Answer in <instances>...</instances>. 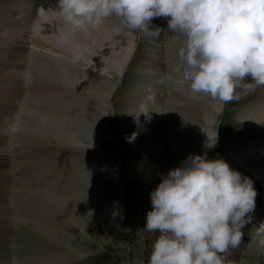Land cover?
<instances>
[{
	"label": "rangeland",
	"instance_id": "rangeland-1",
	"mask_svg": "<svg viewBox=\"0 0 264 264\" xmlns=\"http://www.w3.org/2000/svg\"><path fill=\"white\" fill-rule=\"evenodd\" d=\"M25 1L28 8L42 2L41 8L45 6L42 8L44 12L48 8L50 13L47 19L42 9L41 13L38 11L39 19L44 23V25L41 24V28L45 31L43 34L40 30L36 31V24V32L30 31V36L36 34V37L40 39L49 36L46 40H49L50 35L59 37L61 32L56 29V23L60 21L56 18L54 8H51L52 3L56 4V8L58 0ZM36 18L37 8L29 15L28 30L36 22ZM115 19L110 17L104 20L102 27L94 29L93 37L88 41L102 45L107 37L106 40L109 43L107 46L112 51L106 52L109 57L103 63L93 59L85 60L79 50V53L70 51L65 56L61 55L58 49L60 47L55 44L56 39L53 40L54 43L48 42L49 46L55 49L54 59L49 55L32 57L28 53L26 58L21 57L17 61L24 66L26 73L24 76H27L29 81L26 77L25 81L22 79L15 82V87L18 88L21 96L11 116L7 118L5 112L1 113L3 110L0 105V127L2 126L1 132L4 131V134L0 136V264H147L152 237L157 235L154 233L151 236V233L143 230L147 212L152 208L150 192L160 183L161 177L167 175L168 170H164L163 173L149 172L147 174H153L151 179H147L145 174L143 181H140L133 175L131 165L134 160L131 151L149 143L151 147L154 146L156 139L165 137L171 130L177 132L173 133V136L177 138V145L168 144L162 138V142L158 145L163 144L164 149L154 146L160 159H170L172 163L177 158L182 163L189 154L207 153L208 159H216V155L217 158L226 161L231 168L239 171L242 176L249 177L254 182L259 181L257 176L261 178L264 176L260 148L255 143L250 144L256 135L255 121L252 117L247 120L245 116L247 113V115L253 114L257 119L260 118L254 108L256 101L245 97L250 92H242V98L238 102L222 104L218 113L217 101L208 97V101L202 104L201 95L191 94L187 83L183 81L181 71V75H170V65L179 64L177 51L183 43L179 35L174 36L176 38L173 37V33L168 30L165 18L152 20L151 26L159 27V36L148 38H142L139 34L129 35L131 36L129 37L126 31L120 29L119 21ZM155 21L157 22L154 23ZM117 25L119 28H116ZM117 29H120V32ZM111 35L112 38L109 37ZM115 39L122 43L118 41L114 47L117 41H114ZM112 41L115 43L113 44ZM132 48V52L129 51ZM158 50L160 52H157ZM125 51H129V54L122 53ZM60 56L64 60H60ZM157 57L164 64V69L153 73L157 74V81L162 83L161 86L157 85V81L148 70L141 79L150 86L147 85V88V86L137 85L132 89L137 91L145 87L136 98L140 105L133 106L127 97L125 98L127 100L122 102L119 97L124 86L128 87L133 83L132 81L138 82L136 80L138 77H131L129 72L150 66ZM171 57L173 60H170ZM66 60H71L73 63H68ZM52 65L54 66L51 69ZM119 67H122L121 70ZM36 68L39 70H35ZM53 71L56 73L54 74ZM77 74H80V77ZM43 75L44 79H42ZM35 79L39 81H34ZM173 79L179 84L174 86L171 81ZM250 79L249 77L246 82H250ZM75 80L78 83H75ZM78 80H83L85 84ZM5 85L0 83L1 93L6 90ZM85 86L87 89L84 90ZM151 86H158L156 96L168 93L169 98L170 93L172 99L164 98L162 104L159 103L150 90ZM110 92L111 96L108 95ZM50 98L53 99V104H50L52 103ZM55 98H58L57 101L61 99L57 102ZM45 100L46 102H43ZM164 100H167V103H173L171 109L167 108ZM199 102L202 106L198 105ZM190 106L191 111H189ZM75 107L78 112L81 109L80 114L84 115V118L88 114L89 121L95 124L74 125L73 132L79 141L72 144H60L53 138L54 135L56 137L57 130L49 125L47 120L50 118L46 115H49L47 114L49 111L55 110L62 115L60 118H65L70 108ZM39 108L47 112L41 115ZM59 110L63 113L60 112V114ZM64 110H67V113ZM98 116L99 119L96 120ZM68 130L65 129L67 134L73 129ZM214 132L215 135L217 132L218 142L216 148L210 151L205 147V143L208 139L207 134L211 135ZM138 141L140 145L135 144ZM64 146H68V149ZM41 147L44 150H41ZM253 153L254 157L260 159L257 164H250L248 161ZM155 167L158 166L155 165ZM170 168H175V165L169 166ZM263 203L264 194L257 193L255 211L251 214L252 220L242 229L245 236L239 247L230 249V253L226 254V264H264V253H259L258 250L264 246V240H261L264 237Z\"/></svg>",
	"mask_w": 264,
	"mask_h": 264
},
{
	"label": "clouds",
	"instance_id": "clouds-1",
	"mask_svg": "<svg viewBox=\"0 0 264 264\" xmlns=\"http://www.w3.org/2000/svg\"><path fill=\"white\" fill-rule=\"evenodd\" d=\"M54 11L66 28L61 47L110 17L128 35L157 37L151 22L165 18L173 36L182 37L177 71L191 94L229 104L264 88V0H58ZM76 47L87 52L84 44ZM207 137L205 147H214L217 132L215 142ZM256 197L253 181L223 159L189 154L150 192L143 230L157 235L147 264H226Z\"/></svg>",
	"mask_w": 264,
	"mask_h": 264
},
{
	"label": "bare ground",
	"instance_id": "bare-ground-1",
	"mask_svg": "<svg viewBox=\"0 0 264 264\" xmlns=\"http://www.w3.org/2000/svg\"><path fill=\"white\" fill-rule=\"evenodd\" d=\"M48 1V0H47ZM46 3H48V2H46ZM45 3V4H46ZM41 5H42V2L39 4V5H35V4H33V7H31V8H28V6H27V3H26V1L25 0H0V76H2L1 78H0V83H1V85L3 84V83H5L6 85V90H3V92L1 93L0 92V105H2V112L1 113H6V115H7V118L9 117V116H11L12 114H13V112H14V108H15V104L17 103V101H18V99H19V97L21 96V93H19V90H18V88L17 87H15V82L16 81H19V80H22L23 79V81H25L26 80V77L27 76H24L26 73L24 72V66H22L19 62H17L21 57H24V58H26V56H28L27 54L28 53H30V55H32V57L33 56H43V55H49L50 57H53V59H54V50L49 46V43H54L53 42V40L54 39H56V40H58V37H56L55 35H50V38H49V40H46V38H48V37H46L45 36V38L43 39H40V38H37L36 37V34H34V35H31L30 36V31L31 32H36L37 30H40V33L41 34H43V31H45V30H43L42 28H41V24H43L44 25V23H42V21L39 19V15H38V11L41 13V9L42 8H45V6H43L42 8H41ZM44 5V4H43ZM48 5V4H47ZM46 5V6H47ZM55 3H52V9L54 8L55 9ZM51 6V5H50ZM49 6V7H50ZM54 6V7H53ZM36 8H37V18H36V22L33 24V26L28 30V19H29V15H30V13L32 12V11H35L36 10ZM47 8V7H46ZM29 9V10H28ZM50 9V8H49ZM54 11V10H53ZM55 12V11H54ZM42 13H44L45 15H46V18L47 19H49V17H50V13H49V11H48V8H47V10L44 12V9H42ZM44 15V16H45ZM52 15V14H51ZM57 18V17H56ZM55 18V19H56ZM42 19H43V16H42ZM116 20V19H115ZM165 21V20H164ZM157 21H155L154 23H156ZM37 24V28H36V31H35V25ZM112 24H114V23H112ZM152 24V23H151ZM56 25H57V27H56V29L57 30H59L61 33L63 32V31H65L66 30V28H65V26L64 25H62L61 24V22H57L56 23ZM103 25V24H102ZM102 25H100L101 27H102ZM119 28V26L117 25L116 26V28ZM49 28V27H48ZM47 28V29H48ZM120 29H122V28H120ZM119 29V30H120ZM118 29H117V31H119ZM122 31H124V30H122ZM93 32H94V29H92V30H90L89 31V33L87 34V35H85V34H83V33H80V34H77V36L75 37V40L74 41H72V42H69L68 44H66L65 46H63V47H61V46H59L60 48H58V49H60V54L61 55H66V54H69L70 53V51H71V53H74V52H78V49H77V47H76V44L77 43H79V44H84V45H86L87 46V52L86 53H84V54H81V55H83V57H84V59L85 60H97V61H100V62H104L105 61V59L106 58H108L109 57V55L107 54L108 52H111L110 50H109V48H108V46H109V43H107V41L108 40H106V38L107 37H105V39H104V42H103V44L102 45H98V44H95V43H89L88 41L89 40H91V38L93 37ZM97 32H100V31H97ZM103 32H105V31H103ZM103 32H101V34L103 33ZM116 32V31H115ZM120 32V31H119ZM38 34V33H37ZM45 34H46V32H45ZM107 34V33H106ZM116 34H118L117 32H116ZM123 34V33H122ZM125 34V33H124ZM49 35V34H48ZM107 35H109V34H107ZM126 35V34H125ZM128 35V34H127ZM126 35V36H127ZM173 35V34H172ZM104 36H105V34H104ZM129 36V35H128ZM132 36V35H131ZM131 36H129V37H131ZM97 37V36H96ZM100 37V36H99ZM109 37H111L112 38V35L111 36H109ZM120 37V36H119ZM125 37V36H124ZM123 37V38H124ZM174 37V36H173ZM172 37V38H173ZM114 38V37H113ZM123 38L121 39V40H123ZM169 38H171V36H169ZM174 38H176V37H174ZM97 39V38H96ZM130 39V38H129ZM55 40V42H57ZM117 39H115L114 41H116ZM172 40V39H171ZM177 40V39H176ZM181 41H182V39H180ZM103 41V40H102ZM119 40H117L116 41V43H115V45H114V47L116 46V44H117V42H118ZM132 41V40H131ZM147 41V40H146ZM172 41H175L174 39L172 40ZM180 41V42H181ZM49 42V43H48ZM98 42H100V41H98ZM109 42H111V41H109ZM122 43V41H119L118 43ZM126 42V41H125ZM133 42V41H132ZM131 42V43H132ZM171 42V41H170ZM112 43H113V41H112ZM113 43V44H114ZM124 43V42H123ZM127 43V42H126ZM145 43V42H144ZM179 43V42H178ZM55 44H58V43H55ZM133 44V43H132ZM132 44H130V45H132ZM108 45V46H107ZM129 45V44H128ZM142 45H144V44H142ZM169 45V44H168ZM52 46V45H51ZM118 46V45H117ZM126 46V45H125ZM128 47V46H127ZM132 47V46H131ZM130 47V48H131ZM142 47V46H141ZM169 47V46H168ZM175 47V46H174ZM173 47V48H174ZM177 47V46H176ZM55 48V47H54ZM129 48V47H128ZM158 47H156V49H157ZM118 49H121V48H118ZM77 50V51H76ZM122 50H124V48H122ZM125 50H128V49H126L125 48ZM131 50H133V48L132 49H130L129 51H131ZM114 51V50H113ZM129 51L127 52V51H125V52H122V53H128L129 54ZM59 52V51H58ZM107 52V53H106ZM116 52H118V50L116 51ZM121 52V51H120ZM132 52V51H131ZM156 51L154 50V53H155ZM157 52H160L159 50L157 51ZM178 52V51H177ZM32 53V54H31ZM79 53V52H78ZM113 53V52H112ZM111 53V54H112ZM77 54V53H76ZM121 54V53H120ZM57 55V54H56ZM71 55V54H70ZM81 55H80V57H81ZM123 55V54H122ZM76 56V55H75ZM75 56H72L73 58H75ZM125 56V55H124ZM71 57V58H72ZM118 57V56H117ZM126 57H128V55L126 56ZM77 58H78V56H77ZM114 58H115V56H114ZM173 57H171L170 58V60H173L172 59ZM33 59V58H32ZM34 59H36V58H34ZM38 59H41V58H38ZM119 59H121V58H119ZM118 59V60H119ZM123 59V58H122ZM159 59V57H157L153 62H152V64H150V66H148V67H145L144 69H143V67H142V69H138L137 71H135V72H129V75L131 76V77H134V78H136V77H138L136 80L138 81V82H136V81H132L133 83H131V84H129L128 85V87H126V86H124V88L120 91L121 93H120V99L122 100V102H124V100L126 101L127 99H125L126 97L130 100L129 102L130 103H132L133 104V106H139L140 105V103L136 100V98L139 96V94L141 93V92H143V89L145 88V87H142L140 90H137V91H135V90H132L135 86H137V85H142V86H147V85H149L150 86V84L149 83H144V82H142V77L145 75V73L147 74V71L149 70L150 71V74L152 75V77L157 81V74H155V73H153L154 71H161V70H163L164 69V64L161 62V61H159L158 60ZM42 60V59H41ZM46 60L48 61V59L46 58ZM60 60H64L63 58H62V56H60ZM116 60V59H115ZM126 60V59H125ZM124 60V61H125ZM127 60H129V58L127 59ZM36 61V60H35ZM68 63H73V61H71V60H66ZM37 62V61H36ZM58 62V61H57ZM57 62H55V63H57ZM87 62V61H86ZM115 62V61H114ZM127 62V61H126ZM169 62V61H168ZM43 63V62H42ZM47 63V62H46ZM60 64V63H59ZM59 64H58V66H59ZM118 64H120V62H118ZM138 65V64H137ZM32 66H33V64H32ZM53 66L54 65H52V67H51V69L53 68ZM122 66V65H121ZM139 67L141 66V64H139L138 65ZM147 66V65H146ZM57 67V66H56ZM120 68V67H119ZM122 68V67H121ZM121 68H120V70H121ZM170 70H169V72L171 73L170 75H181V73H180V71H177V66L176 65H170ZM32 69V68H31ZM115 69V68H114ZM35 70H39V69H35ZM35 70H33V72L35 71ZM103 70H105V69H103ZM118 70V69H117ZM30 71V70H29ZM91 71V70H90ZM89 71V72H90ZM131 71V70H130ZM168 71V70H167ZM54 72V71H53ZM94 72H96L95 70H94ZM93 72V73H94ZM36 73H37V71H36ZM35 73V74H36ZM40 73V72H39ZM38 73V74H39ZM49 73V72H48ZM56 72H54V74H55ZM77 73V72H76ZM84 73H85V71H84ZM97 73V72H96ZM117 73V72H116ZM162 73V72H161ZM41 74V73H40ZM51 74V73H50ZM92 74V73H91ZM118 74V73H117ZM165 74V73H164ZM30 75V74H29ZM52 75V74H51ZM77 75H79V77H80V74H77ZM84 75V74H83ZM94 75V74H93ZM116 75V74H115ZM167 75V74H166ZM37 76H40V75H37ZM37 76H36V79H37ZM42 77V76H41ZM54 76H52V78H53ZM57 77V76H56ZM34 78V77H33ZM40 78V77H39ZM51 78V79H52ZM126 78V77H125ZM149 78V77H148ZM34 80V81H37V80ZM42 79H44V75H43V78ZM50 79V78H49ZM75 79H77V78H75ZM79 79V78H78ZM83 79V78H82ZM95 79V78H94ZM124 79V78H123ZM159 79V78H158ZM167 79V78H166ZM170 79H171V77H170ZM46 80V79H45ZM53 80V79H52ZM128 80V79H127ZM27 81H29V78L27 77ZM39 81V80H38ZM37 81V82H38ZM51 81V80H50ZM54 81V80H53ZM76 81V80H75ZM78 81H80V80H78ZM83 80H81L80 82H82ZM162 81V80H161ZM172 81V83H173V85L174 86H176V85H178L179 84V82L178 81H176V80H171ZM30 82H32V81H30ZM52 82V81H51ZM56 82V81H55ZM57 82H59V81H57ZM79 82V83H80ZM84 82V81H83ZM127 82V81H126ZM131 82V81H130ZM152 82V81H151ZM169 82V81H168ZM43 83V82H42ZM71 82H69V84H70ZM73 83V82H72ZM75 83H78L77 81L75 82ZM93 83V82H92ZM128 83H129V81H128ZM171 83V82H170ZM20 84V83H19ZM36 84V83H35ZM34 84V85H35ZM53 84H55V83H53ZM81 84V83H80ZM83 84V83H82ZM84 84H85V82H84ZM83 84V85H84ZM87 84V83H86ZM89 84H91V83H89ZM94 84H96V83H94ZM123 84V83H122ZM160 84H162L161 82L159 83L158 81H157V85H159V86H161ZM29 85H30V83H29ZM45 85V84H44ZM71 85V84H70ZM69 85V86H70ZM77 85V84H76ZM124 85H126L125 84V82H124ZM168 85H169V83H168ZM41 86H42V84H41ZM58 86V85H57ZM81 86V85H80ZM88 86V85H87ZM155 86V85H154ZM154 86H151V92H152V94L154 95V98L157 100L158 99V101H159V103H161L162 104V102H163V99L164 98H168V93H166V94H159V95H157L156 96V91L158 90L157 89V87H154ZM172 86V85H171ZM58 87H60V86H58ZM77 87V86H76ZM116 87V86H115ZM48 88V87H47ZM67 88V87H66ZM89 88H92V87H90L89 86ZM88 88V89H89ZM139 88V87H138ZM147 88H148V86H147ZM0 89H1V87H0ZM32 89V88H31ZM31 89H29V90H31ZM64 89H65V87H64ZM82 89V88H81ZM85 89H87V87L85 86V88H84V90ZM96 89V88H95ZM94 89V90H95ZM108 89V88H107ZM161 89V88H160ZM164 89V88H163ZM90 90V89H89ZM149 90V89H148ZM39 91V90H38ZM93 91V90H92ZM106 92V91H105ZM145 92V91H144ZM47 93V92H46ZM66 93V92H65ZM109 93V92H108ZM74 94V93H73ZM105 94H107V93H105ZM44 95V94H43ZM59 95V94H58ZM109 96H111V92H110V94H108ZM151 95V94H150ZM37 96V95H36ZM41 96V95H40ZM47 96V95H46ZM52 96L54 97V95H53V93H52ZM56 96V95H55ZM44 97V96H43ZM48 97V96H47ZM49 97H50V94H49ZM52 97V98H53ZM57 97V96H56ZM59 97H62V96H59ZM58 97V98H59ZM65 97V96H64ZM64 97H62V98H64ZM68 97H69V95H68ZM67 96L65 97V99L66 98H68ZM71 97V96H70ZM144 97V96H143ZM247 99H250L251 101L252 100H254V101H256V105L254 106V108H255V111H256V113H258L259 115H260V118L259 119H257L253 114H250V115H247V113H245V116H246V119L247 120H249V118L250 117H252L253 118V120L255 121V125H254V133L256 134L255 135V139H254V141H252L250 144H254L255 143V145L257 146V147H259L260 149H259V153H260V158H262V163H261V165H262V167H263V170H264V105L262 106V104H264V88H259V89H257L256 91H254V92H250L248 95H246L245 96ZM41 98V97H40ZM39 98V101H41V99ZM58 98H55L54 100H56V99H58ZM152 98V97H151ZM38 99V98H37ZM45 99V98H44ZM47 99V98H46ZM51 99V98H50ZM61 99V98H60ZM59 99V100H60ZM73 99V98H72ZM79 99V98H78ZM77 99V101H79ZM83 99V98H82ZM118 99V98H117ZM172 99V95L169 93V98H168V100H171ZM208 97L207 96H204L203 94H201V100H200V102H202V104L204 103V102H207L208 101ZM42 100H43V98H42ZM53 99H51L50 101L52 102V103H50V104H53V102L54 101H52ZM58 100V101H59ZM76 100V99H75ZM81 100V99H80ZM102 100V99H101ZM49 101V102H50ZM57 101V100H56ZM57 101V102H58ZM62 101V100H61ZM72 101V100H71ZM76 101V102H77ZM118 101H120L119 99H118ZM132 101V102H131ZM43 102H46V100L45 101H43ZM64 102V101H63ZM63 102H61L62 103V105H63ZM67 102H69V100L67 99ZM73 102H74V100H73ZM109 102V101H108ZM129 102H126V103H129ZM140 102H141V100H140ZM152 102V101H151ZM164 102L167 104V108L168 109H171V107H172V105H173V103L172 102H170V103H167V100H164ZM199 102V106H202V104ZM41 103V102H40ZM39 103V104H40ZM118 103V102H117ZM41 104H44V103H41ZM47 104V103H46ZM96 104H97V102H96ZM95 104V105H96ZM119 104V103H118ZM142 104H144V103H142ZM73 105H74V103H73ZM100 105V104H99ZM159 105V104H158ZM216 105V104H215ZM221 105L222 104H220L219 102H217V111H218V113H219V110H221ZM40 106V105H39ZM52 106V105H51ZM59 106V105H58ZM76 106V105H75ZM42 107H43V105H42ZM72 107V106H71ZM83 107V106H82ZM82 107H80V108H82ZM98 107V106H97ZM96 107V108H97ZM213 107V106H212ZM49 108H50V106H49ZM76 108L77 107H75V108H70V111H69V109H68V115H66V117L65 118H60V116H62V115H59L58 113H56L55 112V110L52 112V111H49V113H47V114H49V115H46V116H48L49 118H47V119H49V120H47V122L49 123V125L50 126H52V127H54L56 130H57V132H56V137H55V135H54V139L57 141V142H59L60 144L62 143H66V144H68V143H70V144H72V143H74V142H78L79 140L76 138V136L74 135V125H77V124H89L90 126H92V124H95V123H91V121H89V119H88V117L89 116H87V115H85L86 116V118H84L83 116L84 115H81L80 113V111H81V109H80V111L78 112V110H76ZM87 108V107H86ZM99 108V107H98ZM103 108V107H102ZM249 108V107H248ZM51 109V110H52ZM58 109V108H57ZM65 109H67V107H65ZM90 109V108H89ZM100 109V108H99ZM98 109V110H99ZM106 109V108H105ZM161 109V108H160ZM191 106L189 107V111H191ZM49 110V109H48ZM85 110V109H84ZM93 110V109H92ZM95 110V109H94ZM200 110H202V109H200ZM249 110V109H248ZM65 111V110H64ZM67 111V110H66ZM65 111V112H66ZM86 111V110H85ZM85 111H83V113L85 114ZM100 111H102V110H100ZM104 111V110H103ZM102 111V112H103ZM140 111V110H139ZM214 111H216V110H214ZM251 111H253V110H251ZM39 112H40V114L42 115V114H45L47 111L46 110H43V109H40L39 108ZM60 112H62L63 113V111L61 110H59V113ZM87 112V111H86ZM99 112V111H98ZM67 113V112H66ZM65 113V114H66ZM146 113V112H145ZM215 113H217V112H215ZM61 114V113H60ZM90 114V113H89ZM97 114V113H96ZM105 113H103V115H104ZM160 114V113H159ZM209 114H210V112H209ZM257 114V115H258ZM195 115V114H194ZM207 115V114H206ZM206 115H205V117H206ZM212 115V114H211ZM217 115V114H216ZM244 115V114H243ZM258 115V116H259ZM2 116V115H1ZM45 116V115H44ZM95 116V115H94ZM148 116V115H147ZM158 116V115H157ZM244 116V117H245ZM92 117H93V115H92ZM106 117V116H105ZM214 117V116H213ZM44 118H46V117H44ZM100 118H101V115H100ZM146 118V117H145ZM158 118H160V117H158ZM206 118H208V117H206ZM210 118V117H209ZM1 119V118H0ZM41 119H42V117H41ZM95 119V118H94ZM97 119H99V116H98V118L96 117V120ZM103 119H104V117H103ZM106 119V118H105ZM148 119V118H147ZM43 120V119H42ZM95 120V121H96ZM44 121H46V120H44ZM101 122H102V118H101V120H100ZM104 121V120H103ZM256 121H258V123L256 124ZM97 122V121H96ZM154 122H155V120H154ZM153 122V123H154ZM209 122H210V120H209ZM241 122V121H240ZM4 123H6V122H4ZM44 123H46V122H44ZM48 123H47V125H48ZM97 123H99V122H97ZM117 123V122H116ZM254 123V122H253ZM102 124V123H101ZM205 124V123H204ZM213 124V123H212ZM88 125V126H89ZM100 125V124H99ZM152 124L150 123V126H151ZM7 126V125H6ZM85 127V126H84ZM143 127V126H142ZM1 128H2V126L0 127V136H2V133L4 134V131H2L1 132ZM4 128V127H3ZM69 128H72L73 130H72V132L71 133H69V134H67L68 132H66L65 131V129L66 130H68ZM86 128V127H85ZM88 128V127H87ZM250 128V127H249ZM4 130H6V129H4ZM48 130V129H47ZM52 130V129H51ZM49 131V130H48ZM53 131V130H52ZM69 131V130H68ZM84 131H86V130H84ZM77 133V132H76ZM75 133V134H76ZM157 133V132H156ZM173 133H177L176 131L175 132H173V130H171L165 137H160L159 139H156L155 137H157V136H155L154 137V139H156V141H155V144H154V146H156V147H162V149H164V147H163V144H161L160 146L158 145L159 143H161L162 142V138H164V141L165 142H167L168 144H171V145H174V144H176V140H177V138L175 137V136H173ZM204 133L206 134V132L204 131ZM7 134V133H6ZM47 134V133H46ZM55 134V133H54ZM155 134V133H154ZM51 136H53V134H50ZM79 135H80V133H79ZM208 136H209V138L211 137V140H210V142H215V132H214V134H207ZM45 138H46V136H44ZM47 137H48V135H47ZM133 137V136H132ZM153 138V137H152ZM158 138V137H157ZM80 139V138H79ZM202 139V138H201ZM204 139V138H203ZM51 140V139H50ZM54 140V141H55ZM137 140V139H136ZM205 140H206V138H205ZM52 141V140H51ZM56 143V142H55ZM80 143V142H79ZM135 144H138V145H140L141 143H140V141H138L137 143H135ZM177 145V144H176ZM202 145V144H201ZM235 145V144H234ZM3 146V145H2ZM154 146H152L151 147V143H149V145H147V144H145V145H143L142 147H137V148H135V149H133L132 151H131V156H132V159L134 160L133 161V163H132V168H133V175H135L140 181H143V179H144V175L145 174H147V173H149V172H153V171H156V172H159V173H163L164 172V170H169V166H173V165H175V168L176 167H179V166H181V164L182 163H180V161H179V159H174V161L171 163L170 162V159H166V160H164V159H160V156H159V154L157 153V151L156 150H154ZM65 148L67 147V149H68V146H64ZM64 148V149H65ZM216 148V144H215V146L214 147H212V148H209V150L210 151H212L213 149H215ZM262 148V149H261ZM143 149H146L145 151H143ZM182 149H184V148H182ZM41 150H44L42 147H41ZM230 150V149H229ZM228 150V151H229ZM215 151V150H214ZM231 152V151H230ZM233 152V151H232ZM258 152V151H257ZM255 153H256V151H255ZM243 154V153H242ZM252 154V153H251ZM215 155V154H214ZM233 155V154H232ZM248 155V154H247ZM257 155V154H256ZM245 156V155H244ZM187 157V156H186ZM215 158H217L216 157V155H215ZM225 158V157H224ZM157 159H158V161H157ZM232 159V158H231ZM234 159V158H233ZM246 159V158H245ZM259 160L260 159H258V158H256V157H254V153H253V155H252V157L248 160L249 162H250V164H253V163H258L259 162ZM131 161V160H130ZM157 161V162H156ZM242 161V160H241ZM241 161H239V162H241ZM244 161V160H243ZM130 163V162H129ZM238 163V162H237ZM244 163V162H243ZM248 163V162H247ZM155 165L156 166H158L157 168L155 167ZM235 165V164H234ZM165 166H167V168L165 167ZM239 166V165H238ZM251 166V165H250ZM253 167V166H252ZM256 167V166H255ZM2 168V167H1ZM236 168V167H235ZM258 169V168H257ZM256 169V170H257ZM260 169V168H259ZM254 170V169H253ZM258 172H260V171H258ZM253 173H256V172H253ZM261 173V172H260ZM259 175V174H258ZM153 176V174H147V175H145V177H147V179L149 178V179H151V177ZM257 178L259 179V181L258 182H254V180H253V186H254V188L256 189V191H257V193H260V194H264V176L261 178V177H259V176H257ZM140 186V185H139ZM122 191V190H121ZM264 204V203H263ZM259 210V209H258ZM262 211V210H261ZM258 214V213H257ZM262 215V214H261ZM263 216V215H262ZM264 218V217H263ZM260 219H262V218H260ZM263 220V219H262ZM257 223H259V222H257ZM253 225V224H252ZM247 227V226H246ZM262 227V226H261ZM254 229V228H253ZM261 230V229H260ZM148 233V232H147ZM264 233V232H263ZM152 235H154V233H151V236ZM155 235H156V233H155ZM245 236V235H244ZM258 236V235H257ZM150 237V236H149ZM155 237L156 236H154V237H152V239L154 240L155 239ZM256 237V236H255ZM251 238V237H250ZM253 238V237H252ZM259 240V239H258ZM261 240H264V237H262L261 238ZM261 240H260V242H261ZM263 242V241H262ZM252 243V242H251ZM259 244V243H258ZM261 244V243H260ZM263 244H264V242H263ZM254 245V244H253ZM251 247H254V246H251ZM264 247V246H263ZM260 248V249H258V248H256V249H258L259 250V253H264V248ZM251 249V248H250ZM257 252V251H256ZM247 255V254H246ZM253 255H254V253H253ZM255 255H257V254H255ZM263 256V255H262ZM262 259V258H261ZM243 262V261H242Z\"/></svg>",
	"mask_w": 264,
	"mask_h": 264
}]
</instances>
